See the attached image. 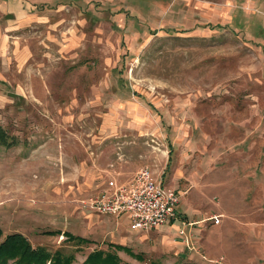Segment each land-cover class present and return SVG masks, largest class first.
<instances>
[{
  "label": "rangeland",
  "instance_id": "rangeland-1",
  "mask_svg": "<svg viewBox=\"0 0 264 264\" xmlns=\"http://www.w3.org/2000/svg\"><path fill=\"white\" fill-rule=\"evenodd\" d=\"M35 15L0 42V128L17 141L0 146V242L19 233L71 264L99 249L264 264V0H58ZM141 169L179 193L187 244L86 206Z\"/></svg>",
  "mask_w": 264,
  "mask_h": 264
},
{
  "label": "built area",
  "instance_id": "built-area-1",
  "mask_svg": "<svg viewBox=\"0 0 264 264\" xmlns=\"http://www.w3.org/2000/svg\"><path fill=\"white\" fill-rule=\"evenodd\" d=\"M180 195L167 188L160 179L152 176L148 169H141L124 185L108 182L107 187L86 206L101 215L127 214L131 231H151L177 220ZM217 223L218 217L209 219ZM191 224L184 222L178 237L185 236L184 229ZM182 241L187 244V238Z\"/></svg>",
  "mask_w": 264,
  "mask_h": 264
},
{
  "label": "trees",
  "instance_id": "trees-1",
  "mask_svg": "<svg viewBox=\"0 0 264 264\" xmlns=\"http://www.w3.org/2000/svg\"><path fill=\"white\" fill-rule=\"evenodd\" d=\"M16 144L17 141L9 138L0 128V146L9 147ZM2 235L0 228V237ZM67 239L76 243L88 242L86 239L69 234ZM107 247L132 254L127 247L112 244H108ZM73 260L72 255H65L60 250L51 253L42 247H32L29 241L19 233L9 234L0 242V264H71ZM82 264H122V262L115 251L99 249L88 254Z\"/></svg>",
  "mask_w": 264,
  "mask_h": 264
},
{
  "label": "crops",
  "instance_id": "crops-1",
  "mask_svg": "<svg viewBox=\"0 0 264 264\" xmlns=\"http://www.w3.org/2000/svg\"><path fill=\"white\" fill-rule=\"evenodd\" d=\"M58 3V0H0V42L2 41L4 31H16L18 30V27H21L29 22H33L36 19L35 13H37V9L42 6H53ZM36 10V11H35ZM2 25H4L2 27ZM11 26H14L11 28ZM9 28V29H7ZM134 176V175H133ZM131 176L129 179L126 180V182L122 184H126L130 181V179L133 177ZM113 182L115 185H122L118 184L113 179H108L104 183V187H107L108 182ZM98 214V213H96ZM100 215V214H99ZM108 216V215H105ZM109 217V216H108ZM112 217V216H111ZM119 220H123L122 222L127 225V229L124 230L125 232L129 233H141V234H147L152 231L160 230L161 228H171L175 229L176 233L181 229L180 222L177 221L176 224H169L163 227H160L155 230L143 232V231H131L130 230V218L127 214H122L118 218L114 217ZM120 246V245H117Z\"/></svg>",
  "mask_w": 264,
  "mask_h": 264
}]
</instances>
